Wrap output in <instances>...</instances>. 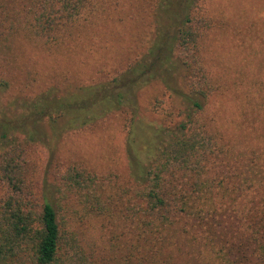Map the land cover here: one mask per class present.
<instances>
[{
	"label": "trees",
	"instance_id": "trees-1",
	"mask_svg": "<svg viewBox=\"0 0 264 264\" xmlns=\"http://www.w3.org/2000/svg\"><path fill=\"white\" fill-rule=\"evenodd\" d=\"M213 2L0 0V264H264V0Z\"/></svg>",
	"mask_w": 264,
	"mask_h": 264
},
{
	"label": "rangeland",
	"instance_id": "rangeland-1",
	"mask_svg": "<svg viewBox=\"0 0 264 264\" xmlns=\"http://www.w3.org/2000/svg\"><path fill=\"white\" fill-rule=\"evenodd\" d=\"M213 4L214 8H216L215 10L213 8V12H216L220 8L227 17H231L232 9L230 6L232 5L229 4L228 0H214ZM19 48L25 54L36 55L37 57V49L32 48L31 45L22 42ZM9 72L10 74L6 75V78L9 80L10 87L8 93H5L6 96L15 92L21 81L19 71L10 69ZM226 93L228 94L229 91ZM98 127L92 131H85L84 133L68 136L63 151L69 150L70 148L75 149L76 153H79L81 160L90 165H97L99 170H107L110 168V170L112 169L111 171L122 174L119 177V181L123 182V172L125 170V160L122 151L123 132L114 124H106L105 127ZM82 228L86 240L88 242H94L98 251H103V248L109 245L112 232L109 231L107 233L104 230L101 220H92Z\"/></svg>",
	"mask_w": 264,
	"mask_h": 264
}]
</instances>
